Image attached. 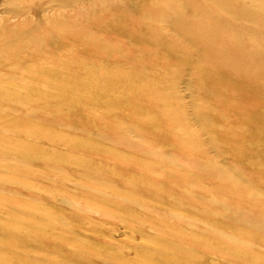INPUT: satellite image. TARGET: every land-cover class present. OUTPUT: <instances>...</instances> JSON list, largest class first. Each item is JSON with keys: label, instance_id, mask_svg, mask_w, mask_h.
Segmentation results:
<instances>
[{"label": "bare ground", "instance_id": "1", "mask_svg": "<svg viewBox=\"0 0 264 264\" xmlns=\"http://www.w3.org/2000/svg\"><path fill=\"white\" fill-rule=\"evenodd\" d=\"M123 1L105 0L93 41L80 29L97 48V88L22 114L0 104V152L49 147L31 155L44 172L31 184L47 192L0 185L37 234L17 232L61 260L44 264H264V0H150L143 23ZM120 43L126 89L113 98L104 76ZM73 59L64 70L87 75L89 61ZM222 219L243 234L219 232Z\"/></svg>", "mask_w": 264, "mask_h": 264}, {"label": "rangeland", "instance_id": "2", "mask_svg": "<svg viewBox=\"0 0 264 264\" xmlns=\"http://www.w3.org/2000/svg\"><path fill=\"white\" fill-rule=\"evenodd\" d=\"M104 3L105 0H0V104H10L11 109L20 104L21 108L13 110H19L22 114L25 107H43L48 98L79 94L81 86L85 89L97 88V48L95 44L81 45L83 36L80 29H89L87 41H93V37H97L99 28L96 18L97 14H101ZM122 3H128L131 13H135L132 16L136 17L137 22H142L141 14L137 13V10L149 6L150 0H124ZM257 13L262 14L260 21L264 22V3L260 4ZM242 25L251 26L248 23ZM41 28H44L47 34L41 36L38 33ZM51 29L54 32H51ZM62 30L64 34L61 33ZM117 46L116 55L120 58L121 64L107 70L104 76L106 80L115 79L110 85L113 86L116 95L113 98H119V92L126 89L122 81H118V74L126 73V66L129 64L125 47L121 43ZM74 54L89 61L87 75L75 74L76 68L67 67L64 70V63L76 61L73 59ZM51 57L54 59V66L49 65ZM64 58L68 61L65 62ZM74 83L76 85L72 86ZM72 88L77 90L73 91ZM186 88V84L179 85L182 100L189 104L190 95ZM108 90L110 91L109 88ZM8 125L6 122H0L2 128H9ZM28 146L35 144L29 143ZM207 148L211 149V156H214L213 149ZM35 149L39 152L16 151L15 147H6L0 152V185L20 188L27 194H42L49 190L46 185L31 184L34 178L39 179L35 177L36 175L44 173L40 165L34 164L36 161L31 155L49 151V147L42 145ZM12 181L16 185H13ZM10 198L12 197L0 192V264H42L43 262L38 259L39 255L53 257V260L60 262L56 255L41 251L40 244L35 239L27 243L21 238L17 229L33 231L35 234L37 231L30 228L31 221L29 217H25L27 215L20 216ZM39 220L40 223L44 221L41 218ZM215 228L223 234H243L235 224L223 219ZM38 231L45 233L46 230L38 226ZM53 233V242L64 243L62 242L64 234L61 231L55 230ZM115 236L116 240L123 238L119 234ZM210 246L214 250L220 248L212 240ZM16 249L25 254L20 255L22 253L16 252L15 255ZM210 264L220 263L212 258Z\"/></svg>", "mask_w": 264, "mask_h": 264}]
</instances>
